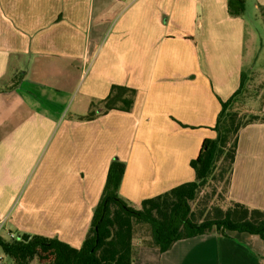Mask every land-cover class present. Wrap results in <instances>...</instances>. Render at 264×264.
<instances>
[{"label":"crops","instance_id":"crops-1","mask_svg":"<svg viewBox=\"0 0 264 264\" xmlns=\"http://www.w3.org/2000/svg\"><path fill=\"white\" fill-rule=\"evenodd\" d=\"M229 1L0 0L4 238L36 233L80 248L126 124L133 135L119 194L132 207L195 179L190 162L216 137L221 101L239 88L242 71L264 80L256 60L264 0H241L236 16ZM113 85L138 92L133 113L78 120ZM228 197L264 211V123L240 132ZM133 264H264V240L202 235L165 253L140 247Z\"/></svg>","mask_w":264,"mask_h":264},{"label":"trees","instance_id":"trees-1","mask_svg":"<svg viewBox=\"0 0 264 264\" xmlns=\"http://www.w3.org/2000/svg\"><path fill=\"white\" fill-rule=\"evenodd\" d=\"M229 12L240 15L244 12V2L230 0ZM22 78L23 73L18 74L13 83ZM251 79L250 71H242L239 88L227 101H221L213 127L216 137L206 138L198 156L190 162L195 173L193 181L144 199L136 209L119 194L126 163L113 159L80 248L58 238L28 233L13 240L0 236V249L7 261L10 264H133L135 225H147L150 230L140 246L156 248L160 253L169 251L180 240L208 234L249 233L264 240V211L228 197L240 132L251 124L264 123V89L252 98L258 101V107L253 109L248 105ZM136 95L133 88L113 85L100 107L92 105L78 120L92 121L113 110L130 112ZM209 189L212 191L201 197ZM213 198L216 199L211 202Z\"/></svg>","mask_w":264,"mask_h":264},{"label":"rangeland","instance_id":"rangeland-1","mask_svg":"<svg viewBox=\"0 0 264 264\" xmlns=\"http://www.w3.org/2000/svg\"><path fill=\"white\" fill-rule=\"evenodd\" d=\"M257 58L259 59V61L261 63L264 62V47H260L257 51V54H256V60ZM251 87V91L249 93V96H247V98H250L248 100V105L252 106V105H258V101H253L252 98L253 97H256L258 94L262 93L263 89H264V80L262 79H255V76H253V78L251 79V82L249 84ZM257 92V94L255 95V93ZM138 94V92H137ZM137 95H136V98H135V104L132 108V110L130 112H126L127 114H132L134 109H135V105H136V99H137ZM73 103V100L71 101V105ZM70 110L67 108L65 110V114L68 113ZM132 123V122H130ZM133 133V125H127L125 126V129H124V143H123V150L120 152V161L123 162V159L121 158V156H124L128 147L130 146V143H131V139H132V134ZM111 146V145H109ZM101 152V151H100ZM95 153V152H94ZM96 154V153H95ZM92 153V155H95ZM113 159H119L117 155H115L113 157ZM32 175V173H31ZM31 175H29L28 177V181H30V179L32 178ZM27 181V183H28ZM212 190L209 189V190H205L202 194H201V197H204L206 194H209ZM220 191H223V189H221ZM206 193V194H205ZM225 195H226V190H225ZM21 196V193L19 195V198ZM216 198H213L211 200V202H214ZM134 236H133V247H134V251H135V254L137 253V250L141 247L140 246V243L142 241V239H147L149 234H150V230H149V227L147 225H135L134 227ZM23 234V233H22ZM32 234V233H30ZM36 234V233H34ZM2 253L1 249H0V254Z\"/></svg>","mask_w":264,"mask_h":264},{"label":"built area","instance_id":"built-area-1","mask_svg":"<svg viewBox=\"0 0 264 264\" xmlns=\"http://www.w3.org/2000/svg\"><path fill=\"white\" fill-rule=\"evenodd\" d=\"M120 1H124V0H120ZM3 231H5V230L3 229V224L0 223V236H3ZM5 234H6V237H7L8 240H13V239L16 238V235L13 234V233H11V232H9V231H6ZM3 237H4V236H3ZM2 259H3V257L0 256V261H2Z\"/></svg>","mask_w":264,"mask_h":264}]
</instances>
